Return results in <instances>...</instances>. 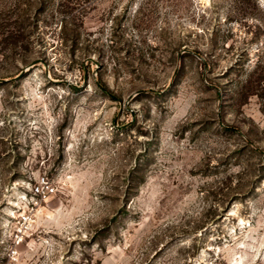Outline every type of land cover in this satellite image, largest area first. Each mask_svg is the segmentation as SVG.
<instances>
[{"label": "rangeland", "instance_id": "obj_1", "mask_svg": "<svg viewBox=\"0 0 264 264\" xmlns=\"http://www.w3.org/2000/svg\"><path fill=\"white\" fill-rule=\"evenodd\" d=\"M263 85L264 0H0V264H264Z\"/></svg>", "mask_w": 264, "mask_h": 264}, {"label": "trees", "instance_id": "obj_2", "mask_svg": "<svg viewBox=\"0 0 264 264\" xmlns=\"http://www.w3.org/2000/svg\"><path fill=\"white\" fill-rule=\"evenodd\" d=\"M100 88L105 91L106 93H110V90L109 88L106 86V84H99ZM263 88H264V85H263Z\"/></svg>", "mask_w": 264, "mask_h": 264}, {"label": "built area", "instance_id": "obj_3", "mask_svg": "<svg viewBox=\"0 0 264 264\" xmlns=\"http://www.w3.org/2000/svg\"><path fill=\"white\" fill-rule=\"evenodd\" d=\"M29 219H30V216L28 215V214H24L23 216H22V222H27V221H29ZM22 231V230H21ZM19 235V234H18Z\"/></svg>", "mask_w": 264, "mask_h": 264}]
</instances>
